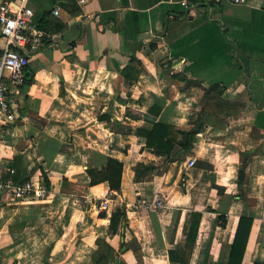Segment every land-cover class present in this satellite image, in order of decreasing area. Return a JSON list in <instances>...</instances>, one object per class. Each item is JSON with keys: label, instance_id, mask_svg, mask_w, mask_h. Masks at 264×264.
<instances>
[{"label": "crops", "instance_id": "0c3cea01", "mask_svg": "<svg viewBox=\"0 0 264 264\" xmlns=\"http://www.w3.org/2000/svg\"><path fill=\"white\" fill-rule=\"evenodd\" d=\"M2 1L13 10L24 4ZM25 3L34 10L30 32L43 30L47 19L65 27L29 44L26 81L9 82V108L0 106V176L14 169L15 180L45 185V172L50 192L0 193V264H93L101 238L127 264H228L242 216L252 225L241 264L264 262V4ZM74 3L77 15L69 10ZM5 46L0 32V50ZM129 64L134 68L123 74ZM214 84L225 87L219 105L207 92ZM204 114L185 159L136 179L138 165L162 157L135 129L154 121L187 129ZM115 121L133 131L115 130ZM246 151L253 154L245 156L241 195ZM109 157L124 163L120 190L107 181L91 184L88 169ZM141 197L164 203L139 208ZM118 208L126 217L113 232L110 216ZM195 212L202 216L189 244Z\"/></svg>", "mask_w": 264, "mask_h": 264}, {"label": "trees", "instance_id": "16d2710c", "mask_svg": "<svg viewBox=\"0 0 264 264\" xmlns=\"http://www.w3.org/2000/svg\"><path fill=\"white\" fill-rule=\"evenodd\" d=\"M197 1V0H194ZM69 10L71 13L77 15L81 13V7L76 3L70 6ZM39 27L45 30L46 35L43 38V42L48 41L50 38L48 35L52 32L61 31L65 27V23L59 20L47 19L42 22ZM1 51V50H0ZM134 66L129 64L123 70V74H129L128 72L132 70ZM26 81V78H25ZM24 81V82H25ZM225 87L221 84H214L207 89L208 93H213V97L216 104L219 105V100H224L222 94ZM153 113L158 114L160 110H151ZM204 114L203 118L192 121L189 128H179L173 124H168L160 121H154L151 128H137L136 133L146 137V147L152 150L154 153L161 155L162 159L159 163H142L138 165L136 169V179L140 180L149 171L159 169L163 163L168 161H175L185 159L187 153H189L195 146L197 134L204 127ZM110 119V116H109ZM115 130H119L124 133H130L133 131L131 126L125 125L119 121H115ZM243 157L253 154L252 151L243 152ZM250 157V156H249ZM247 160L243 162V166L239 170L238 184L240 188V194L242 195L243 186L247 178ZM124 163L123 161L109 157L107 164L101 168L94 167L89 168L88 173L91 177V184L95 185L101 182L107 181L111 189L120 190L122 176H123ZM43 182L46 186L50 187V181L45 172H43ZM102 215H105L102 213ZM201 212H195L193 214L192 224L189 231V244H193L201 219ZM126 217V212L123 208H118L110 216V227L113 232H117L121 221ZM220 219H224L220 216ZM252 225V219L248 216H242L239 219L237 230L235 233L234 240L231 244V253L229 257L228 264H241L247 245L249 232ZM171 254L172 251H171ZM120 255V252L116 250L106 239L98 240V248L94 250L91 254V259L93 264H114L116 257ZM120 264H127L123 258H121ZM253 264H264V262L255 261Z\"/></svg>", "mask_w": 264, "mask_h": 264}, {"label": "built area", "instance_id": "2783aa9c", "mask_svg": "<svg viewBox=\"0 0 264 264\" xmlns=\"http://www.w3.org/2000/svg\"><path fill=\"white\" fill-rule=\"evenodd\" d=\"M18 9L13 10L10 3L0 2V32L6 38V46L0 51V106L6 111L9 108V97L7 94L9 82L21 84L25 81L24 69L29 62L27 48L29 44H42L46 35L45 31L38 30L30 32L34 28V10L25 3ZM218 0H181L188 6L197 3H212ZM235 4H246L253 0H230ZM264 4V0H259ZM60 9L56 8L55 13ZM11 116V115H10ZM190 165L195 164L191 159ZM11 174L0 176V193L9 191L15 196L29 198L31 196L42 198L49 195L50 190L42 183L35 184L33 181L20 182L14 179ZM164 203L163 198H156L149 201L141 197L135 204L139 208L155 209Z\"/></svg>", "mask_w": 264, "mask_h": 264}, {"label": "water", "instance_id": "95a60500", "mask_svg": "<svg viewBox=\"0 0 264 264\" xmlns=\"http://www.w3.org/2000/svg\"><path fill=\"white\" fill-rule=\"evenodd\" d=\"M120 261H121L120 257L117 256L116 259H115L114 264H120Z\"/></svg>", "mask_w": 264, "mask_h": 264}]
</instances>
